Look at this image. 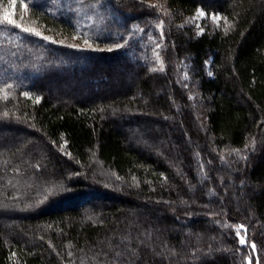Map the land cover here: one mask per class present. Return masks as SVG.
Returning a JSON list of instances; mask_svg holds the SVG:
<instances>
[{"label": "trees", "instance_id": "obj_1", "mask_svg": "<svg viewBox=\"0 0 264 264\" xmlns=\"http://www.w3.org/2000/svg\"><path fill=\"white\" fill-rule=\"evenodd\" d=\"M9 1L0 133L25 141L0 142V264H264V0H162L221 16L202 34L165 23L163 48L154 0H109L114 35L90 28L91 48L55 41L77 31L62 1L13 10L54 41L3 21ZM180 53L210 99L205 131ZM58 57L79 58L69 71Z\"/></svg>", "mask_w": 264, "mask_h": 264}, {"label": "rangeland", "instance_id": "obj_2", "mask_svg": "<svg viewBox=\"0 0 264 264\" xmlns=\"http://www.w3.org/2000/svg\"><path fill=\"white\" fill-rule=\"evenodd\" d=\"M43 1L45 2V0ZM61 1L65 5L64 11L67 10V8H68L67 11L69 13L73 11L72 12L73 15L71 14V17L73 18L72 20L75 21L74 24L77 25L78 32L77 31L75 32V37L77 38L72 39V41H70L69 43L55 40L56 42L78 48H91L93 47L91 40H97V39H92L90 33L88 32L90 28H92V32H94L93 36H98V40L106 41L108 40L107 39L108 37L110 36L113 37L114 34H112L111 30L108 28L107 21L109 18H112L114 15H117L119 13V10L115 6L109 4L108 3L109 0H58V2ZM9 5H10V1H9ZM72 6H74V8ZM151 6L154 7V9H156L155 11H157L163 17V21H164V22L162 21L161 23L162 26H160L161 32L159 31L160 35H162V38L160 39L163 42H160L158 48L160 47L163 48V43H165L166 37L163 32L164 29H162L165 23L166 24L170 23L171 26L173 27H175L174 23H176V27H179L181 30L192 29L193 31H195L196 34H202L208 28L217 27L221 23V16L218 13H206L201 8H199L196 12H194L191 15L177 16L174 15V13L167 8L166 3L162 0L151 1ZM14 9L15 8L9 7L8 11L13 13ZM200 12H203L204 15L203 16L199 15L198 13ZM17 15H18L17 13H13V18L16 17ZM16 22L18 24H21L23 27L33 28L35 29V31L40 32L41 36L47 37L48 39L54 41L53 37L43 33L41 29H39L35 25H32L31 22L25 23V21H23L19 23V21L17 20ZM85 38L89 41V44H85L83 42ZM104 47L101 46V48ZM183 55L184 54L180 53V58H181L179 62L180 78L185 88L187 89L192 107L195 110V114L197 116V120L200 123L202 130L205 131L206 126L208 125L207 115L211 110L210 99L201 98V93L199 91V80L195 77L196 69L194 67V64L192 63L191 58H189V56L186 55L183 56ZM155 56H154L155 61L161 63L162 57L161 56L159 57L158 54H155ZM77 59L68 61V59L65 57L64 58L58 57L57 60H55V62H57V64L55 63V65L61 66L62 69L65 70L68 69L70 71L72 67H75L77 63ZM56 68L61 69L60 67H56ZM206 70L207 73L211 74L210 62L206 63ZM111 85L112 82H107L105 84L100 83L99 88L106 87L107 89H109L111 88ZM111 89L114 90L113 87ZM5 136L8 137L7 143L9 142L10 145L18 144L20 142L22 143L23 141H25V139H23L22 137L17 138L16 134L14 135L13 133L5 131L2 134L0 133V142H1V138ZM191 143L197 145L194 137L191 138ZM37 145L40 146V142H38ZM231 189H233L231 185L227 187L228 191ZM246 193L247 191L245 189H239L233 200L234 204L242 208V206H244L245 203L247 202ZM237 229H238L237 235L239 236V239L245 240V243L242 245H248L249 241H247V235L244 232H242L241 228H237ZM249 261H251V259Z\"/></svg>", "mask_w": 264, "mask_h": 264}, {"label": "snow or ice", "instance_id": "obj_3", "mask_svg": "<svg viewBox=\"0 0 264 264\" xmlns=\"http://www.w3.org/2000/svg\"><path fill=\"white\" fill-rule=\"evenodd\" d=\"M16 3H17V0H10V5L9 7L10 8H15L16 6ZM25 9L27 8V5L25 4L24 5ZM199 15L203 16L204 13L203 12H200L198 13ZM3 21L7 22L9 25H14L15 27L17 28H21L22 25L21 24H18L16 22V20L13 18V13L8 11V10H5L4 14H3V17H2ZM21 19H23V17H21ZM22 30L25 31V32H32L34 35H37V36H40L41 33L38 32V31H35V29L33 28H28V27H22ZM74 39H76L77 37H73ZM44 39H48L47 37H44ZM85 44H89V41L85 38L84 41H83ZM91 46V45H89ZM37 102H39L37 100ZM240 243L241 244H244L245 243V240L244 239H241L240 240ZM253 249H255V244L252 245ZM249 264H252L251 261H249Z\"/></svg>", "mask_w": 264, "mask_h": 264}]
</instances>
